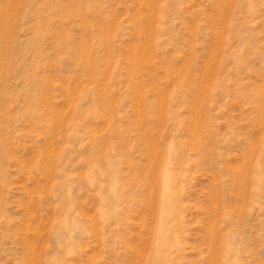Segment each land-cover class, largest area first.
Returning a JSON list of instances; mask_svg holds the SVG:
<instances>
[{"label": "rangeland", "instance_id": "374dc122", "mask_svg": "<svg viewBox=\"0 0 264 264\" xmlns=\"http://www.w3.org/2000/svg\"><path fill=\"white\" fill-rule=\"evenodd\" d=\"M0 264H264V0H0Z\"/></svg>", "mask_w": 264, "mask_h": 264}, {"label": "bare ground", "instance_id": "6f19581e", "mask_svg": "<svg viewBox=\"0 0 264 264\" xmlns=\"http://www.w3.org/2000/svg\"><path fill=\"white\" fill-rule=\"evenodd\" d=\"M167 175H168V174H167ZM170 176H171V175H170ZM169 179H170V178H168V177H165V178H164V187H163V188H164V191H163L164 194H168V192H167L166 190H167V188H168V185H170V184H169ZM170 186H171V185H170ZM168 190H169V189H168ZM170 192H171V191H170ZM165 198H166V197H165ZM217 199H218V198H217ZM164 212H165V211H164ZM166 215H167V214H166ZM162 218H164V217L162 216ZM165 219H166V217H165ZM162 221H164V219H163ZM160 228H161V227H160ZM163 232H164V229L161 230V233H163ZM158 233H159V232H158ZM160 248H161V247H159V249H160ZM157 250H158V249H157ZM158 251L160 252V250H158Z\"/></svg>", "mask_w": 264, "mask_h": 264}]
</instances>
